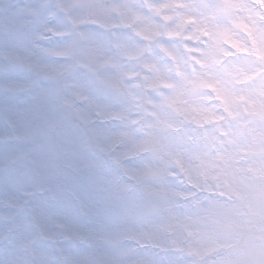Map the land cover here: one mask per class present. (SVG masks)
<instances>
[{
    "label": "clouds",
    "instance_id": "clouds-1",
    "mask_svg": "<svg viewBox=\"0 0 264 264\" xmlns=\"http://www.w3.org/2000/svg\"><path fill=\"white\" fill-rule=\"evenodd\" d=\"M0 264H264V0H0Z\"/></svg>",
    "mask_w": 264,
    "mask_h": 264
}]
</instances>
